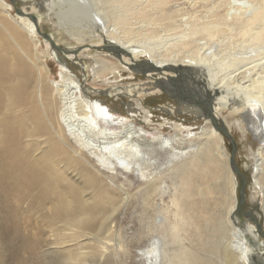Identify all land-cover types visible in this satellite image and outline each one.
Listing matches in <instances>:
<instances>
[{"label":"bare ground","instance_id":"1","mask_svg":"<svg viewBox=\"0 0 264 264\" xmlns=\"http://www.w3.org/2000/svg\"><path fill=\"white\" fill-rule=\"evenodd\" d=\"M172 2L129 0L119 6L116 0H66L70 11L64 13L62 23L69 22L70 13L71 24L99 31L102 43L90 48L97 47L96 51L116 59L122 69L146 77L147 81L137 86L107 90L117 97L125 91L129 108L137 106L145 114L144 98L163 93L177 103L168 110L171 116L186 113L204 119L203 115L210 112L226 128L234 116H240L247 124L246 132L250 131L260 146L253 159V181L258 188L255 195L262 196L264 222V0H186L184 5L189 6L193 16L183 22L176 21L179 16L168 7ZM200 9H207V16H198ZM151 11H160L165 24L174 23L169 38L161 37L151 45L143 42L144 45L136 38L119 36L116 27L130 29L132 24L145 23ZM182 13L179 10L180 16ZM112 20L116 27L110 31ZM38 36L32 21L15 19L9 5L0 1V214L4 222L0 235H8L11 240V231H20L18 214L22 215L26 205L27 213L41 211L46 223L55 226L63 222L66 228L76 230L75 238L92 239V252L65 256L73 260L72 264H93L94 258L105 255L108 246L107 241L103 243L98 234L92 233L99 214L112 210L113 217L129 204V195L120 193L124 191L117 182L125 175L149 187L148 202L157 192L169 195L172 216L177 220L186 219L196 207L206 209L207 222L213 225L206 249L222 264H264V228L253 213L248 215L252 223L241 226L237 219L238 181L231 162L227 169L230 197H225L227 185L221 183L220 157L229 158L223 154L224 138L211 120L204 119L200 134L188 132L183 137L177 135L184 131L179 124L171 125L176 135H167L165 124L151 131L133 118L118 116L100 101L88 99V88L68 69L62 68L60 81L51 82L46 59L38 54ZM26 38L33 41V52L28 50ZM244 43L248 45L242 46ZM237 46L241 49L234 54ZM227 49L234 54L228 69L222 60L223 50ZM85 51L80 47L70 52ZM118 66L107 61L99 63L93 70L94 82H108L109 71H121ZM88 91L101 93L96 88ZM145 115V124L152 126V120ZM158 152L168 156L169 171L176 179L169 193L159 187L160 177L152 173L155 161L149 153ZM77 173L84 191L77 186V179L73 180ZM89 190H94V196L86 199L85 191ZM229 200L232 204L224 219L220 207L224 208L226 202L229 205ZM151 205L161 207L154 201ZM28 215L24 217L32 222ZM164 224L160 216L154 217V227L162 229ZM173 236L179 239L177 231L173 230ZM31 241L23 237L21 247L33 255L41 242L38 239L28 245ZM61 244L64 242L54 245ZM188 252L186 247L173 251L174 257L182 255V261L171 260L169 264H217L211 258ZM169 255L158 244L154 253L143 254L142 259L147 264H162ZM253 255L258 256L254 263Z\"/></svg>","mask_w":264,"mask_h":264},{"label":"rangeland","instance_id":"2","mask_svg":"<svg viewBox=\"0 0 264 264\" xmlns=\"http://www.w3.org/2000/svg\"><path fill=\"white\" fill-rule=\"evenodd\" d=\"M0 1H3L9 5L11 14L15 19H19V17L29 19L27 16L28 14L34 16L37 19L39 24L38 26L43 34L49 35L58 47L69 50L67 54L60 53V55L65 58L67 63L66 67L61 66L57 63L55 57L51 55L53 49L50 43L43 39L41 35L38 36V39L41 41V45L38 48V54L46 59V65H48L47 67L50 71L49 78L51 82L60 81V72L62 68L68 69L69 72L76 77V80L82 86H84V88H96L101 90V93L97 94L91 93L88 91V89L85 90V95L87 94L86 96L88 99L100 101L102 104L110 107L118 116L123 118H133L132 121L135 120L136 123L141 127H146L151 131L157 128L160 124H165V127L163 128L165 131L164 134L176 135L171 129V125L179 124L182 126L184 131L180 132L179 134L177 133V135L187 137L188 132L200 134L202 127H205V118L198 120L196 115H189L186 113L182 115L177 114L174 116L169 115L168 110L177 106V103L166 94L157 93L153 96L151 95L144 98L142 102L143 111H145V114H147L148 119L152 120V126H150L149 124L147 125V123L145 124L146 121L143 118H145L146 115L144 112H142V110L137 109V106H132L131 108L128 107L125 91L122 92L120 96L118 95V97L114 92L111 94L106 93L107 90L113 91L114 89L115 91L117 89L122 90L131 86H137L139 84L145 83L147 79L144 75L132 72L127 69H122V65L116 59L106 55L104 52L96 51L97 47L90 48L92 45H100V43H102L103 38L99 31H90L83 29L74 23L71 24L70 13L68 14L69 20L67 19L69 22L63 24L62 16L65 12L67 13L70 11V6L66 4V0ZM116 1L119 2L117 5L122 6L129 0ZM140 1L142 3L146 2V0ZM185 1L186 0H173L172 4L168 6L171 7L172 10L179 16L176 18V21L178 22H183L188 19V17L193 16L192 11L189 10V6L184 5ZM179 10L183 12L181 16L179 15ZM204 10L200 9L198 11V16L203 17L205 14H207V9ZM159 12L151 11L150 14L152 15L148 16V18L145 20V23L140 21V23L137 25L135 24V26L132 24L130 27L133 28L130 29L116 27L112 20L109 30L112 31V29L116 27V31L121 34L119 35L120 37L128 36L133 39L136 38L139 41L141 40L142 44L144 45L145 43L147 45H151V43H154V40L160 39L161 37L169 38L170 34H168V32L171 29H175L173 22L170 24H165L162 22L161 17L164 15L160 14ZM22 13L27 15L25 16ZM29 20L32 21L31 19ZM26 39L29 45L27 46L28 50L33 52V41L31 42L30 39ZM205 42L211 44L210 40H205ZM244 45H248V43L242 44V46ZM80 47H84V49L86 48L87 51L83 52L82 54L70 52L73 48L78 49ZM240 49L241 48L238 46L235 47L234 54ZM234 54H231L229 49L225 51L223 50V67L228 69L229 66H231L233 63L232 58H234ZM225 60H227V62H225ZM104 61L112 64H118L119 66L117 69L121 71L117 72L118 75L109 71L108 82L103 80L94 82L93 76L95 72L93 70L96 68L95 66H98L99 63ZM179 87L181 88V85H179ZM131 109L135 111L132 113L130 112L132 111ZM245 125L247 126V124L242 122L241 117L238 115L234 116L232 118V122L230 120L226 125L230 129V133L237 144L236 163L242 176L240 177L235 175L238 181V201L240 199V189L244 182L246 184L245 204L243 206H239L237 219L241 226H244L246 223H252V220L249 217H246V215L253 213L257 220H259L258 224L264 228V222L261 220L262 196L259 195L258 198L255 195L258 188L255 186L253 181V175L255 173V160L253 159H255L257 153L256 151H258L260 146L250 131L246 132ZM221 135L223 136L222 133ZM223 138L225 141L223 154L226 153L228 158L231 159V152L233 148L232 144L224 136ZM149 155L152 161H155V163H153L152 173L160 177L159 181L161 182L159 183V187L164 189L167 193L171 192L174 188L176 179L173 173L169 171L168 156L162 152L153 154L149 153ZM220 159L221 163L223 164L221 171L223 179L221 183H226L227 185L225 197L228 199L230 197L231 178L227 169L230 166L229 164L231 161L223 156L220 157ZM79 174L80 173H77L73 180L77 179V186L84 191V183ZM72 176L73 174L70 172L68 177L71 178ZM96 176L103 179V177L99 174H96ZM117 182L118 185H121V188L124 191V194L122 191L120 193L123 196L129 195V204L128 206L124 205L122 208H120V210L115 213L113 217L112 210L99 214V219H97L98 222L96 223V227L94 229L95 232L93 231L92 233L93 235L98 234L100 239L102 238L101 240L103 243L107 241L106 243L108 246L106 245L107 248L105 255L103 257L98 256L97 258H94L93 264H147L146 259H142V255L154 253L155 249L158 248V244L165 248V252L171 254V256H168V259H163L162 264H169L171 260L172 263L181 262L182 255L181 257H174L173 251L179 252L184 247L188 249V255L195 254L201 258L204 257L207 260L211 258V260H213L215 263L222 264L221 261L216 258V256L214 257V255H212V253L208 252L206 249V244L209 242L207 237L208 234L211 233L210 231L212 230L213 226L209 225L207 222L206 209H203L201 206L196 207L192 213L187 215L188 217L186 219L184 218L177 220L172 216L169 195L164 196L162 195V192H157L152 198V202H148V199L151 198L150 189L144 183L139 182L137 178L123 175L117 179ZM93 196L94 190L85 191L86 199ZM254 200L257 201L255 202ZM153 201L156 202V204L158 203V205H161V207L158 209L157 207L153 208L151 205ZM231 204V200H229V205L226 202V206L224 207L226 210L220 207V210L225 213L224 219L227 218V209L230 208ZM0 209L3 210L1 207ZM1 210L0 212H2ZM26 210L27 206L25 205V207H23L21 210L22 215L20 213L18 214L21 228L19 226L20 231L17 233L20 236H18L15 231H11V240L7 237L8 235L4 236L3 233L2 236L0 235V264H72L73 260H70L71 257L68 255V253L80 255L81 253L92 252L90 251V248L94 246L92 239H77L74 237L76 230L66 228V224L63 222L52 226L44 221L42 215L43 213L41 211L34 209L35 211L32 210V212L30 211L27 213ZM27 215L28 217L32 218V222L26 220L27 218L24 216ZM157 215L164 220L165 226L162 227V229H157L156 226L154 227V217ZM0 219L1 225V223H4L1 214ZM173 230L177 231L179 234V239H174ZM36 232L37 234H35ZM23 237L28 238L30 241L32 240V244L27 243L31 246L35 243L33 241H38V239H40L41 244L39 246L41 249L39 247L37 250H35L33 255L29 254L28 251L21 247V243H23ZM261 240L264 241V237H262ZM57 241L64 242V244L59 246L54 245ZM84 247L85 250L81 251V248ZM16 249L17 251H15ZM65 255L70 257L69 260Z\"/></svg>","mask_w":264,"mask_h":264},{"label":"water","instance_id":"3","mask_svg":"<svg viewBox=\"0 0 264 264\" xmlns=\"http://www.w3.org/2000/svg\"><path fill=\"white\" fill-rule=\"evenodd\" d=\"M22 14L24 15V13H22ZM27 16H28L29 19H31V20L35 23V25L37 26V30H38L39 35H41V37H42L43 39L47 40V41L50 43V45H51V47H52V49H53L51 55H52L53 57H55L57 63L60 64L61 66L66 67V66H67V63H66V61H65V58H63V57L60 55V53L67 54L69 50H68V49H65V48H60V47H58L57 44H55V43L53 42V39H52L49 35L43 34V33L41 32V30H40V28H39V26H38L39 24H38V22H37V19H36L34 16H32V15H27ZM75 53H76V52H75ZM76 54H77V53H76ZM203 116H204L206 119H210L211 122H212V124H213V126H214L219 132H221L225 138H227V139L231 142L232 147H233V148H232V152H231V168H232V171H233V173H234L235 175L242 177V176H241V173H240V171H239V169H238V167H237V163H236V150H237V144H236L235 140L233 139L231 133H230L229 130L224 126L223 123L218 122L216 119H214V116L212 115V113L207 112V114H205V115H203ZM197 119H198V120H202L203 118H202V117H199V118H197ZM242 179H243V178H242ZM245 187H246V184H245V182H244V183H243V186L241 187L240 192H239V193H240V199H239V201H238V202H239V204H238V208H239V206H243V205L245 204V200H246V196H245ZM246 217H248V215H246ZM263 236H264V235H263ZM256 258H258V256L253 255V256L251 257V261H252V263H254L253 261H254Z\"/></svg>","mask_w":264,"mask_h":264}]
</instances>
